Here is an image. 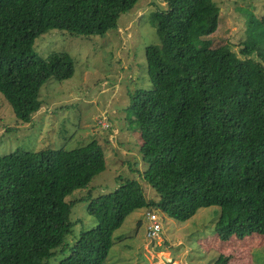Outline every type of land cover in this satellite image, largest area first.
<instances>
[{
    "label": "trees",
    "instance_id": "obj_1",
    "mask_svg": "<svg viewBox=\"0 0 264 264\" xmlns=\"http://www.w3.org/2000/svg\"><path fill=\"white\" fill-rule=\"evenodd\" d=\"M139 0H0V93L18 121L41 107L49 79L73 75L72 57L44 58L35 38L51 29L74 35L105 34ZM149 13L159 43L145 48L149 89L131 96V121L140 131L146 169L139 175L157 194L147 199L137 178L117 177L111 191L66 201L105 169L93 139L71 150L16 149L0 156V264H104L113 233L134 210L154 208L186 221L217 206L221 242L252 234L264 240V69L252 72L228 44L211 47L219 7L213 0H159ZM240 53L264 63V13L246 19ZM86 202L96 225L72 243L70 212ZM221 254L214 264H228Z\"/></svg>",
    "mask_w": 264,
    "mask_h": 264
},
{
    "label": "rangeland",
    "instance_id": "obj_2",
    "mask_svg": "<svg viewBox=\"0 0 264 264\" xmlns=\"http://www.w3.org/2000/svg\"><path fill=\"white\" fill-rule=\"evenodd\" d=\"M219 7L216 30L206 39L211 47L228 44L234 58L246 63L252 72L264 69L256 55L240 53L247 38L249 13L259 18L264 0H213ZM165 3L139 0L127 13L119 15L117 28L105 34L74 35L51 29L35 38L33 49L45 57L52 51L67 52L73 60V75L61 81L49 78L40 88L41 107L29 122L18 121L0 93V156L16 149L29 152L53 148L71 150L95 139L105 157V169L84 188L74 190L66 201L90 192L92 197L111 191L117 177L137 178L147 199H158L142 179L147 165L140 153V131L131 121L130 99L139 89H149L145 48L159 39L149 13ZM86 202L75 201L70 212L72 243L81 230L96 225L86 212ZM217 206L204 207L186 221L168 217L157 209H136L113 233L104 264H214L224 254L228 264H264V240L252 234L221 242L214 231ZM155 212L161 224L159 239L146 237L148 214ZM56 254L50 264H58ZM170 261V262H169Z\"/></svg>",
    "mask_w": 264,
    "mask_h": 264
},
{
    "label": "built area",
    "instance_id": "obj_3",
    "mask_svg": "<svg viewBox=\"0 0 264 264\" xmlns=\"http://www.w3.org/2000/svg\"><path fill=\"white\" fill-rule=\"evenodd\" d=\"M161 231V224L157 213L152 212L148 214V222L146 224V237L149 240L159 239V233ZM170 262V261H169ZM168 264V263H163Z\"/></svg>",
    "mask_w": 264,
    "mask_h": 264
}]
</instances>
